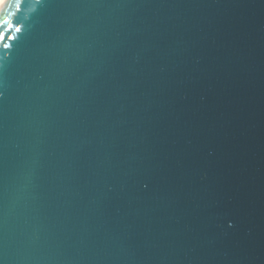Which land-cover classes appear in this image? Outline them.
Instances as JSON below:
<instances>
[{"label":"water","instance_id":"95a60500","mask_svg":"<svg viewBox=\"0 0 264 264\" xmlns=\"http://www.w3.org/2000/svg\"><path fill=\"white\" fill-rule=\"evenodd\" d=\"M22 9L0 264H264V0Z\"/></svg>","mask_w":264,"mask_h":264},{"label":"snow or ice","instance_id":"6c2138e0","mask_svg":"<svg viewBox=\"0 0 264 264\" xmlns=\"http://www.w3.org/2000/svg\"><path fill=\"white\" fill-rule=\"evenodd\" d=\"M33 3L39 6L42 0H33ZM22 5L27 7V0H3L0 3V59L11 53L27 29V17L23 14ZM2 95L0 92V96Z\"/></svg>","mask_w":264,"mask_h":264},{"label":"clouds","instance_id":"9594fccd","mask_svg":"<svg viewBox=\"0 0 264 264\" xmlns=\"http://www.w3.org/2000/svg\"><path fill=\"white\" fill-rule=\"evenodd\" d=\"M3 2V0H0V3H2Z\"/></svg>","mask_w":264,"mask_h":264}]
</instances>
